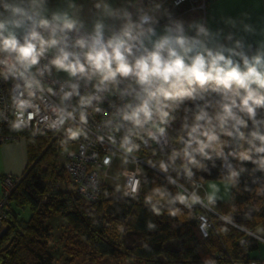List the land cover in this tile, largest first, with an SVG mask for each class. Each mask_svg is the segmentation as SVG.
Returning a JSON list of instances; mask_svg holds the SVG:
<instances>
[{"label": "clouds", "instance_id": "9594fccd", "mask_svg": "<svg viewBox=\"0 0 264 264\" xmlns=\"http://www.w3.org/2000/svg\"><path fill=\"white\" fill-rule=\"evenodd\" d=\"M217 2L0 0V122L95 159L157 219L264 240V17Z\"/></svg>", "mask_w": 264, "mask_h": 264}, {"label": "trees", "instance_id": "16d2710c", "mask_svg": "<svg viewBox=\"0 0 264 264\" xmlns=\"http://www.w3.org/2000/svg\"><path fill=\"white\" fill-rule=\"evenodd\" d=\"M0 132L24 136L28 152L27 169L12 193L9 217L2 222L6 232L0 237V264H56L50 250L53 238L48 222L52 216L65 219L69 242L75 246L72 249L79 248L90 264L109 258L123 264L128 258L134 261L131 264H203L205 260L248 264L258 260L252 255L259 249L256 237L232 229L226 236L211 231L209 237L203 238L196 219L176 224L166 217L157 219L138 201L117 199L114 188L106 184L99 200L87 201L75 192L50 134L30 140L28 130L14 133L6 126L0 127ZM145 167L153 177L154 170ZM249 198L248 193L237 194L235 202L246 203ZM227 207L218 205L221 211ZM25 208L31 210L27 219L21 215ZM196 211L198 215L201 210ZM150 219L158 225L152 232L145 227ZM211 219L218 223L215 217ZM237 222L249 227L254 223L242 217H237ZM121 224L125 226L123 234L117 231ZM240 239L248 244L240 247ZM144 243L148 249L141 246Z\"/></svg>", "mask_w": 264, "mask_h": 264}, {"label": "built area", "instance_id": "2783aa9c", "mask_svg": "<svg viewBox=\"0 0 264 264\" xmlns=\"http://www.w3.org/2000/svg\"><path fill=\"white\" fill-rule=\"evenodd\" d=\"M0 127H6V123L0 122ZM46 133L51 135L52 142L56 144L58 156L65 169L69 181L74 186L75 192L80 197H82L87 201L93 202L99 200L102 197L106 177L101 175L100 170L96 168L97 161L95 159L80 158L78 152L75 157L68 156L66 154H61L59 151L58 144L56 143V137H54L50 132H46ZM16 140H25V137L16 136L13 134H5L0 132V144L3 142L16 141ZM91 151H97L100 154H103V150L99 146H95L94 148L89 149V154L91 153ZM93 176H95V178L100 182L98 192L94 194L91 191V189H89L88 191H81L84 185L88 183L89 178ZM21 179H22L21 175H13V174H6L2 179L1 190H0V223L4 222L9 217L12 208L11 196L13 191L20 183ZM260 241L264 242V240H260ZM253 262H255V264H264V260H252L248 264H253ZM213 264L215 263L213 262ZM233 264H241V263L235 262Z\"/></svg>", "mask_w": 264, "mask_h": 264}, {"label": "crops", "instance_id": "0c3cea01", "mask_svg": "<svg viewBox=\"0 0 264 264\" xmlns=\"http://www.w3.org/2000/svg\"><path fill=\"white\" fill-rule=\"evenodd\" d=\"M213 9L237 14L240 10H248L254 18L264 17V4L259 0H218L211 5ZM28 166V152L25 140L7 141L0 144V190L1 182L6 174L23 175ZM258 260H264L258 257Z\"/></svg>", "mask_w": 264, "mask_h": 264}, {"label": "rangeland", "instance_id": "374dc122", "mask_svg": "<svg viewBox=\"0 0 264 264\" xmlns=\"http://www.w3.org/2000/svg\"><path fill=\"white\" fill-rule=\"evenodd\" d=\"M234 1V0H228ZM105 184L113 188L109 178H105ZM31 214L30 208H25L21 215L23 218L27 219ZM52 227V243L50 245V250L56 258V264H90L89 261L85 259V255L82 251L77 248L76 250L72 249L75 247L69 242V228L65 219L61 216H52L48 222ZM264 235V234H262ZM73 246V247H72ZM255 257H264V242L260 241L259 249L252 253ZM70 260V261H68ZM126 263H133L134 261L130 258L123 261ZM97 264H123L116 259L109 258L106 260H99Z\"/></svg>", "mask_w": 264, "mask_h": 264}, {"label": "water", "instance_id": "95a60500", "mask_svg": "<svg viewBox=\"0 0 264 264\" xmlns=\"http://www.w3.org/2000/svg\"><path fill=\"white\" fill-rule=\"evenodd\" d=\"M0 237H3L4 233L6 232V227H2V223H0Z\"/></svg>", "mask_w": 264, "mask_h": 264}]
</instances>
